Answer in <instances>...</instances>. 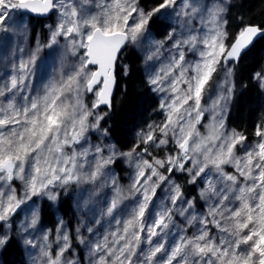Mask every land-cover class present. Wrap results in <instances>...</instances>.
I'll return each instance as SVG.
<instances>
[{"label":"snow or ice","instance_id":"1","mask_svg":"<svg viewBox=\"0 0 264 264\" xmlns=\"http://www.w3.org/2000/svg\"><path fill=\"white\" fill-rule=\"evenodd\" d=\"M169 10L187 18L188 31L180 38H173L175 30L169 34L174 51L148 79L154 92L164 94L160 108L165 120L150 126L128 153L91 144L87 133L99 128L107 114L96 110L111 108L117 77L127 74L121 63L127 46L146 41L153 16L167 17ZM226 11L224 4L192 0H160L149 11L139 0H0L4 40L18 22L26 27V13L58 17L55 27L49 26L47 44L38 43L26 58L23 48L16 49L19 57L11 58L0 78V226L11 230L22 205L38 196L55 201L58 188L99 181L98 187L109 185L113 193L100 213L112 218L113 230L86 240L80 227L72 236L60 221L52 240L49 232L39 240L23 238L36 250L33 264H82L73 240L86 246L87 264H264V124L257 125L255 142L246 143L247 136L226 127L231 88L229 95H210L219 70L231 75L229 61H238L258 35L264 38V28L244 25L230 36ZM193 19L199 27L191 24ZM153 43L147 60L158 58L163 47V42ZM42 48L53 49L50 56L62 49L75 62L65 72L61 57L57 73L34 90ZM186 52L197 59H186ZM256 75L264 82V74ZM169 144L166 154H153ZM136 148L140 155L125 190L105 169L117 155L131 159ZM175 172L186 173L189 183L199 178L205 185L199 198L206 211L197 212L196 200L185 198L172 179ZM162 185L169 191L167 204L157 197ZM38 223L33 210L20 232ZM86 231L93 233V228ZM13 239L11 231L0 232V248L6 250Z\"/></svg>","mask_w":264,"mask_h":264},{"label":"rangeland","instance_id":"2","mask_svg":"<svg viewBox=\"0 0 264 264\" xmlns=\"http://www.w3.org/2000/svg\"><path fill=\"white\" fill-rule=\"evenodd\" d=\"M177 2L179 3V0H177ZM192 3L198 5H210L212 3H219V4H224L227 7V0H192ZM139 6L144 8L143 5L140 4V1H139ZM86 7H91V5H86ZM152 8L153 7L144 10L149 11ZM169 12L172 14L167 16L166 21L168 25L164 34L159 35L155 30L151 28L149 23L148 33L146 34L147 40L146 41L140 40L135 44H130L141 54L144 63L145 74L148 79L149 76L152 74V72L156 70V68H158L161 64L167 62V60L169 59V52L174 51V49L171 48L172 41L168 39L169 34L173 33V30H175V34L173 38H180V34L187 33L188 31V27L185 24V20L187 18L177 16L175 12H173V10H169ZM226 14L227 11L223 14V16L227 20ZM158 15L160 16V14ZM40 19L43 20L42 23H40ZM57 21H58V17L52 14L46 17H42V16H34L31 13H26L24 14L23 17V23L24 25H26V27H20L18 22L16 26V31L10 33L9 38L7 40L2 39L3 34H0V78H2L4 75L7 74L8 69L5 67V65L11 62V58L13 56H15L16 58L19 57L20 53L15 50L19 48H23L24 55L26 58L29 51H34L36 49L38 43L40 45L47 44L48 37L50 34L49 26L55 27ZM191 24L195 25L196 27H199L198 21L196 19H193L191 21ZM34 28L35 30L33 32L32 30ZM226 29L229 32L228 20L226 24ZM153 42H163V47L160 49V55L158 58H153V60H147L146 56L148 55L149 50H155V45ZM61 45H63V40H61ZM53 48H55V46H53ZM52 52L53 49H49V48L47 49L42 48L41 51L39 52V58L37 59L38 71L32 81V88L34 90H39L42 87V81L46 76H52L57 73L60 65L61 57H64L63 63H64L65 72H67L68 68L75 62L74 57L64 56L62 49L57 50L54 55L50 56L49 54ZM123 56H125V53ZM186 59L195 60L197 59V57L194 56L191 52H186ZM121 63L127 66L126 60H123ZM237 63L238 62H236L235 64ZM235 64L229 62L227 65V68L231 69V75H228L226 70L224 75H220L216 78L214 77L215 84L213 85L210 92L212 98L215 99L217 94L229 95L228 89L231 88V93L227 101L226 117L229 109L231 108L230 105H231V96L233 94V86H232L233 75L235 71H237V67L234 66ZM257 73L260 72L257 71ZM257 73L254 72V75H252V79L258 82L257 86H259L260 88H264V86H262L264 85V82H262L260 79L257 78L256 75ZM158 94L161 103V97L164 94L163 93H158ZM205 99H207V97ZM96 111L101 113L102 115L104 114L102 109H97ZM106 116L107 114L104 115V119L106 118ZM104 119L100 121L99 128L90 129L89 132L87 133L90 143L93 145L95 144L114 145L118 153H128L132 151L133 148L127 150H120L119 148H117L113 140L109 138L110 134L108 128L104 125ZM164 120H165V112L163 109L160 108V114L158 115L157 119L154 120L151 119L146 124L145 128H143V130L139 132L137 137L138 140L137 144H140L141 137L150 130V126L155 127L156 125L161 124ZM226 127L229 131L231 130L237 131L236 129H234V127L229 126L228 123H226ZM104 130H106V133ZM237 132L241 133L240 131ZM157 135H159V133H157ZM255 140L256 137L254 136V139L252 141H246V143L255 142ZM142 146L144 147L145 145ZM148 147L151 149V145H148ZM167 147H166V153L169 151L167 150ZM164 149L165 148L154 149L153 154L160 156L161 150ZM105 155H107V152H105ZM139 155H140V148H136V151L133 153V157L131 159L126 156L117 155L115 158V163L109 165L108 168L105 169V172L106 173L110 172L112 175H114L118 184L123 189L126 190L129 184L131 183L135 171L133 161L136 158H138ZM116 162H120L122 164L123 169L125 170L120 171L121 168L116 166ZM172 179L173 180L177 179L176 175L172 174ZM212 179H215V176H213ZM197 180L202 190L205 187V185L200 182L199 178ZM19 183L20 182L16 184L19 185ZM98 185H99V181H97L96 184L83 183L80 185H75V184L72 185V187H74L73 190L75 192L73 194L75 205H77V201H79L80 198L84 201L83 205L76 208L77 212L74 215L73 226H71L69 222V218L67 217L63 218L61 216V213L58 212V210L54 211L55 214L54 227H52L45 220H42V216L40 212L41 204L44 199L47 200L49 199L46 196H38V197H33L32 200L28 201L25 205H23L22 208L19 211H17V213L12 217L11 230L5 229L2 226H0V232L11 231L12 235L13 236L15 235V237L19 240V242L25 247L26 252L29 256V259L27 262H25V264H33V259L35 258L37 253L35 249H32L23 243V238L26 236L28 239L39 240L44 232H49L50 233L49 239L52 240L56 234L57 228L59 227L60 221L64 222V224L67 226L69 230L70 235L72 236H75V229L77 227H80L81 234L86 238V240H92L94 238L102 237L106 231H111L115 227L113 224L110 223L112 219L111 217L101 218L100 216V213L106 207L108 200L111 198L113 193L111 186L105 185L104 187H98ZM88 186H91V189H87ZM161 189L164 190L162 191ZM161 189L157 190V197L159 198L160 201H162L163 204H167L169 191L166 189L165 185H162ZM54 191H56V189ZM49 201L55 203L54 208L56 209V200L55 201L49 200ZM33 202L35 203L33 204ZM125 203H127V201ZM29 205H32V208H29ZM204 205H205V201H204ZM33 210L37 211L39 214V223L34 228L28 229V232H20L21 227L26 225L28 221L31 219ZM201 211H206V206L204 208H201ZM97 219L100 220L99 224L95 223ZM88 226H91L93 228V233H88L86 231V228ZM29 233L31 234L29 235ZM53 247H55V244H53ZM73 247L76 249V255L78 258L81 259L82 264H87L88 251L86 246L84 244H78L75 240H73ZM2 250L3 248H0V264H1ZM82 250L84 251L83 258L79 256L80 251Z\"/></svg>","mask_w":264,"mask_h":264},{"label":"trees","instance_id":"3","mask_svg":"<svg viewBox=\"0 0 264 264\" xmlns=\"http://www.w3.org/2000/svg\"><path fill=\"white\" fill-rule=\"evenodd\" d=\"M144 9L155 7L160 0H139ZM227 20L230 36L235 35L244 25L255 24L264 28V0H227ZM40 19V23H42ZM166 18L153 16L150 26L159 35L165 33L167 28ZM35 28L32 30L34 32ZM127 61V74L119 76L117 93L112 101L111 108L104 107L102 111L107 112L104 119V125L108 128L109 136L120 150H127L136 147L137 137L140 131L152 119H157L160 114L159 94L152 90V85L148 83L144 70V63L141 54L130 47L123 57ZM235 64V63H233ZM237 71L233 75V94L231 96V105L227 113V123L248 137L252 141L255 136L257 125L264 124V88H260L257 81L252 79L254 72L264 74V38H260L235 64ZM226 69H220V74L224 75ZM141 147H143L141 145ZM171 145L167 150L171 149ZM166 154V148L161 150L160 156ZM120 171H124L122 164L116 162ZM177 179L187 199H195L197 203V212L201 211L204 200L199 198L201 191L199 182L195 184L188 182L186 173L175 172ZM19 181H15L18 183ZM74 187L58 188V197L55 203L44 199L41 204L42 220H45L52 227L55 226L54 211L61 213V216L69 218L73 226L74 215L78 207L83 205L84 201L80 198L75 205L73 199ZM87 189H91L88 186ZM177 222L182 223V217H176ZM1 264H25L29 256L26 249L14 236L10 246H6L1 253ZM81 258L84 251H80Z\"/></svg>","mask_w":264,"mask_h":264},{"label":"water","instance_id":"4","mask_svg":"<svg viewBox=\"0 0 264 264\" xmlns=\"http://www.w3.org/2000/svg\"><path fill=\"white\" fill-rule=\"evenodd\" d=\"M34 15H39V14H34ZM50 14H48V15H39V16H49ZM250 25H255V24H250ZM256 26H259V25H256ZM259 38H261L259 35L256 37V38H254V40H253V43L251 44V45H249L248 46V48H246L242 53H241V56H240V59H241V57L248 51V50H250L251 48H252V46L256 43V41L259 39ZM239 59V60H240ZM117 89H118V78H117V85H116V87H115V89H114V91H113V97H112V101H113V98H114V96H115V94H116V92H117ZM103 106V105H102Z\"/></svg>","mask_w":264,"mask_h":264}]
</instances>
